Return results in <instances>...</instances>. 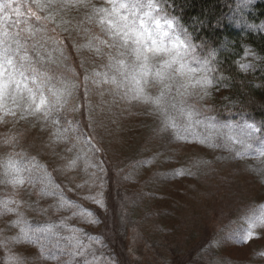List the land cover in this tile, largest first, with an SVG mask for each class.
<instances>
[{
    "label": "rangeland",
    "instance_id": "rangeland-1",
    "mask_svg": "<svg viewBox=\"0 0 264 264\" xmlns=\"http://www.w3.org/2000/svg\"><path fill=\"white\" fill-rule=\"evenodd\" d=\"M234 1L237 7L230 17L234 29L243 33L264 32V23L254 24L245 18L259 0ZM65 2L74 6L59 8L58 5ZM102 6H109L106 0H83L78 5L75 0H57L43 13L54 14L56 23L49 28H55V32L49 35L63 41L67 57L63 63L80 74V78L72 82L80 83L85 69L89 74L99 75L94 77L96 83H90L86 101L82 100L83 88L73 92L68 110L60 114V125L46 121L43 116L20 119L19 112L16 116L0 113V161L7 160L11 153L25 162L34 157L41 166L33 169L34 184L26 182L23 187L13 188L0 183V199L15 200L20 205L19 212L34 227L49 223L60 225L64 221L69 227L82 229L87 234L83 242L89 245L87 259L92 261L95 257V264H264V222L259 219L264 214V155L261 154L264 133L261 127L247 119L219 121L214 116L218 110L211 102L210 92L214 88L210 86L203 90L189 89L192 95L185 97L186 102L195 105L200 115L190 125L178 118L181 139H176L175 129L160 131L165 121L161 111L150 103L130 99L131 91L121 98L127 90L123 85L117 88L113 83L103 82L113 76L120 79L108 67L109 57H126L118 56L115 50L101 48L97 53L89 48V44L95 43L93 35L99 34V28L86 23V16L91 15L93 7ZM194 45L198 57L209 56L208 50ZM248 53L246 65L258 62ZM53 56L59 61V53L53 52ZM82 61L83 68L80 67ZM50 67L55 71L54 64ZM208 69L207 75L211 77L210 65ZM202 74L203 69L195 73V77ZM162 87L149 83L145 91L156 97ZM180 100L181 97L173 93L161 107L179 105ZM82 102L91 105V112L88 107H84L82 115L70 111ZM168 111L175 115L171 108ZM65 118L81 121V130L91 133L93 143L100 149L94 156L88 154L91 159L82 155L70 171L64 170L69 161L80 149L87 152V146L76 141L78 133L62 131L67 126ZM196 119L201 123H196ZM245 123L261 129L255 139L248 141L251 148L239 143L226 145L216 138L221 125ZM57 135L61 137L60 142ZM5 140L12 143L5 144ZM205 140L206 143L202 142ZM213 142L219 146H211ZM73 144L76 148L68 151ZM16 153L22 156H15ZM98 161L103 162L106 170L103 208L83 199L100 192L99 187H76L91 179L94 169L89 165ZM43 168L67 198L91 210L99 222L87 223L73 216L76 208L56 210L57 197L41 196L40 190L47 186V181L40 180ZM181 171L183 174L177 175ZM16 219L11 213L0 214V264H17L18 261L21 264H67L70 260L71 264H84L85 257L70 258L67 255L70 249L66 247L63 248L65 254L57 252L56 260L43 258L38 245L15 239L20 232L12 223ZM250 225L253 235L247 238ZM54 230L61 236L71 235L63 227ZM61 245L63 247V241Z\"/></svg>",
    "mask_w": 264,
    "mask_h": 264
},
{
    "label": "snow or ice",
    "instance_id": "snow-or-ice-1",
    "mask_svg": "<svg viewBox=\"0 0 264 264\" xmlns=\"http://www.w3.org/2000/svg\"><path fill=\"white\" fill-rule=\"evenodd\" d=\"M82 2L83 0H75L76 5ZM54 3H57V0H47L46 3L41 0H0V113L3 116H16L19 112L20 119H27L28 116H43L46 121L50 120L53 124L60 125V114L68 110L69 98L73 92L83 88L82 100L86 101L90 92V83H96L94 77L99 73L89 74L86 69L80 83L72 82L73 79L78 80L80 74L63 63L67 60L63 41H56L49 35L50 32H55V28H49L50 24L56 23L54 14L52 12L43 14L49 5ZM106 3L109 6L93 7L91 15L86 16V23L99 28V34L93 35L95 43L89 44V48L97 53L101 48L115 50L118 56L126 59H115L110 56L108 67L112 68L120 79L113 76L103 82L113 83L117 88L123 85L127 90L121 98L128 96V92L131 91L130 99L152 104L165 116L164 127L160 131L175 129L176 139H181L179 134L181 125L178 123V118L185 125H190L193 119L200 115L195 105L188 104L185 97L192 95L189 91L191 88L199 87L203 90L212 86L207 71L214 53H210L207 58L197 56V46L191 43L187 31L182 29L176 18L167 11L166 0H106ZM58 6L64 8L74 5L65 2ZM84 31L90 30L84 29ZM53 52L59 53V61L53 56ZM245 54H249L248 50H245ZM53 64L55 71L50 67ZM194 64L196 67L193 66ZM80 67L83 68V61ZM241 67L247 68L250 65H241ZM201 69L203 74L196 78L195 73ZM177 80L180 82L176 83ZM149 83L163 85L158 96L151 97L147 94L145 88ZM173 93L181 97L179 105L161 107L165 99ZM84 107H88L91 112V105H85L83 102L70 111L80 112L82 115ZM168 108H171L175 115L170 114ZM205 119L209 118L205 117ZM195 122L201 123L198 119ZM65 124L67 126L62 131L78 133L75 137L76 141L87 146V152L80 149L77 156L69 161L64 170L70 171L75 168L76 162L82 158V155L91 159V156L100 149L93 143L91 133L81 130V121H70L65 118ZM259 132L261 129L254 124L245 123L235 126L225 124L217 130L216 138L226 145L239 143L251 148L252 144L248 141L255 139V134ZM60 140L61 137L57 135V142ZM202 142L206 143L207 140ZM4 143L10 144L12 141L5 140ZM211 146L219 145L213 142ZM74 148L76 144L67 150L72 151ZM89 153L91 156L88 155ZM261 154L264 155V150ZM15 156H22V153H16ZM89 166L94 169L90 174L91 179L77 184L76 187L78 189L85 185L90 189L99 187L100 192L88 194L83 199L90 200L103 208L105 203L102 189L106 170L102 161ZM39 167L41 166L35 162L34 157L25 162L23 159H16L10 153L7 160L0 161V168L3 169L0 173L3 177L0 183L10 184L13 188L23 187L26 182L34 184L36 178L32 176V172L34 168ZM42 172L40 180L47 181V186L40 190V195L57 197L56 210L76 208L77 211L73 212V216H79L87 223L99 222L91 210L83 209L65 196L60 185L53 182L46 168H43ZM182 174V171L177 173V175ZM19 207L20 205L13 199H0V214L11 213L17 216L12 222L20 229L15 239L38 245L45 259H58L57 252L60 255L65 254L63 248L66 247L70 249L67 252L70 258L83 256L84 264H95V257L92 261L87 259L86 250L89 245L83 242V237L87 234L82 229L69 227L64 221H61L60 225L49 223L46 226L34 227L24 219ZM41 211L46 212L47 209ZM259 219L264 222V214ZM56 227L65 228L71 235L61 236L54 230ZM251 227L252 225L247 231V238L253 235ZM88 238L93 239L90 236ZM61 241L64 242L63 247ZM46 250H48L47 254H45ZM17 264L21 262L18 261ZM67 264H71V260Z\"/></svg>",
    "mask_w": 264,
    "mask_h": 264
},
{
    "label": "trees",
    "instance_id": "trees-1",
    "mask_svg": "<svg viewBox=\"0 0 264 264\" xmlns=\"http://www.w3.org/2000/svg\"><path fill=\"white\" fill-rule=\"evenodd\" d=\"M166 7L192 43L214 53L210 63L214 88L210 98L218 110L214 116L222 122L253 121L264 133V32L234 29L230 19L237 7L234 0H166ZM245 18L263 24L264 0H259ZM245 50L258 59L249 63L250 70L241 67L248 63Z\"/></svg>",
    "mask_w": 264,
    "mask_h": 264
}]
</instances>
